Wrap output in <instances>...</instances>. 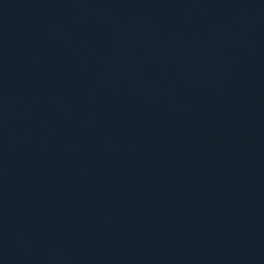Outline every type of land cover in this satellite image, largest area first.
I'll use <instances>...</instances> for the list:
<instances>
[{
	"label": "water",
	"instance_id": "water-1",
	"mask_svg": "<svg viewBox=\"0 0 264 264\" xmlns=\"http://www.w3.org/2000/svg\"><path fill=\"white\" fill-rule=\"evenodd\" d=\"M0 264H264V0H0Z\"/></svg>",
	"mask_w": 264,
	"mask_h": 264
}]
</instances>
